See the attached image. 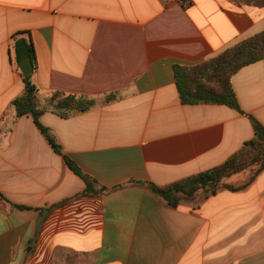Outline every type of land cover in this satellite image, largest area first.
<instances>
[{"label": "crops", "instance_id": "0c3cea01", "mask_svg": "<svg viewBox=\"0 0 264 264\" xmlns=\"http://www.w3.org/2000/svg\"><path fill=\"white\" fill-rule=\"evenodd\" d=\"M254 1L0 0V264H264V172L178 208L148 186L226 162L254 138L247 114L264 125V60L232 78L241 111L183 104L175 71L264 33ZM16 38L34 47L43 102L118 97L69 119L42 115L62 154L32 116L17 118ZM64 156L109 192L46 217L86 190Z\"/></svg>", "mask_w": 264, "mask_h": 264}, {"label": "trees", "instance_id": "16d2710c", "mask_svg": "<svg viewBox=\"0 0 264 264\" xmlns=\"http://www.w3.org/2000/svg\"><path fill=\"white\" fill-rule=\"evenodd\" d=\"M254 3L264 6V0H255ZM14 49L19 61L27 57L34 61L35 52L30 41L16 38ZM261 60H264V33L253 36L199 65L177 66L175 68L177 87L182 103L186 105H225L241 111L232 78L242 68ZM31 79L32 76L25 77V92L13 104L17 118L32 116L38 129L58 154L63 153L61 145L52 130L40 121L46 111H52L63 119H69L74 115L110 104L118 99L116 95L94 99L87 96L55 93L43 102L39 97L38 88L31 82ZM246 117L252 124L254 138L246 142L226 162L170 185L158 186L150 183L148 186L151 191L169 207L178 208L182 202L197 203L202 197L215 196L223 190L237 192L248 188L264 172V125L253 115L247 114ZM64 160L70 170L85 182L86 190L73 198L47 208L46 217L55 209L76 199L99 198L109 192L107 188H99L98 181L86 175L71 158L64 156ZM244 173L250 175L244 183L239 185L231 183L233 177ZM0 200H6L2 194H0Z\"/></svg>", "mask_w": 264, "mask_h": 264}, {"label": "water", "instance_id": "95a60500", "mask_svg": "<svg viewBox=\"0 0 264 264\" xmlns=\"http://www.w3.org/2000/svg\"><path fill=\"white\" fill-rule=\"evenodd\" d=\"M20 68L25 77H30L34 74V64L31 58L21 61Z\"/></svg>", "mask_w": 264, "mask_h": 264}, {"label": "rangeland", "instance_id": "374dc122", "mask_svg": "<svg viewBox=\"0 0 264 264\" xmlns=\"http://www.w3.org/2000/svg\"><path fill=\"white\" fill-rule=\"evenodd\" d=\"M249 174L248 173H244L242 175H238V176H235L233 177V179L231 180V183L232 184H235V185H239V184H242L244 183L248 178H249ZM204 198V197H202ZM202 200V199H201Z\"/></svg>", "mask_w": 264, "mask_h": 264}]
</instances>
